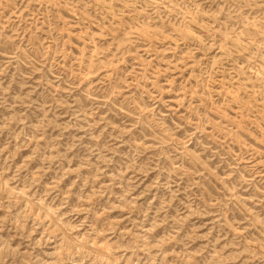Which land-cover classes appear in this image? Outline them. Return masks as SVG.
<instances>
[{
    "label": "rangeland",
    "instance_id": "374dc122",
    "mask_svg": "<svg viewBox=\"0 0 264 264\" xmlns=\"http://www.w3.org/2000/svg\"><path fill=\"white\" fill-rule=\"evenodd\" d=\"M0 264H264V0H0Z\"/></svg>",
    "mask_w": 264,
    "mask_h": 264
}]
</instances>
